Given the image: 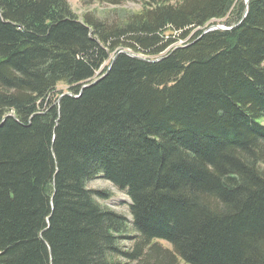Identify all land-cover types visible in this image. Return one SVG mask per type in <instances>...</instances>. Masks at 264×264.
Wrapping results in <instances>:
<instances>
[{"label":"trees","instance_id":"trees-1","mask_svg":"<svg viewBox=\"0 0 264 264\" xmlns=\"http://www.w3.org/2000/svg\"><path fill=\"white\" fill-rule=\"evenodd\" d=\"M244 11L175 0L113 26L0 0V264H264V0Z\"/></svg>","mask_w":264,"mask_h":264},{"label":"rangeland","instance_id":"rangeland-1","mask_svg":"<svg viewBox=\"0 0 264 264\" xmlns=\"http://www.w3.org/2000/svg\"><path fill=\"white\" fill-rule=\"evenodd\" d=\"M158 2H167L168 4H173L175 0H130L122 2L118 5L111 4L110 0H67L70 9L80 20L86 17L91 21H100L113 26L123 25L129 19V17L139 13L141 10L147 8L149 5H154ZM242 2L245 3L243 0ZM213 27H223L222 29H228V27H226L222 23ZM168 34L174 35L173 32H168L167 35ZM185 43H187L186 40L178 39L173 45L168 47L158 57H152L148 59L156 60L158 58L164 57L168 51L172 50L173 48L175 49L177 47H181ZM112 59V55H110L109 59L104 64V67H107ZM99 75H102V73H100ZM99 78H97L96 80H99ZM56 93L58 96L59 93L66 94L69 92L64 85L59 84L56 88ZM86 187L87 189L92 191L103 192L108 194L107 200L104 201L96 199V202L102 208L114 211L115 213L122 215L126 218L128 222L131 223V215L129 211L130 199L125 192L119 191L112 183L103 180L101 177L94 178L86 185ZM127 228L128 229L125 233L127 239H124L120 245L123 250H129L132 248L134 243L131 240H133L132 238H134L136 235L132 231L130 224L127 225ZM159 243L164 249L171 251V247L169 244L165 242Z\"/></svg>","mask_w":264,"mask_h":264},{"label":"water","instance_id":"water-1","mask_svg":"<svg viewBox=\"0 0 264 264\" xmlns=\"http://www.w3.org/2000/svg\"><path fill=\"white\" fill-rule=\"evenodd\" d=\"M247 4H248V1L244 3V6H245V14L247 13ZM245 14H244V16H245ZM217 29H218V27H213V28H212V30H217ZM123 53H124V52H123ZM118 54H119V53H118ZM128 56H131V57H132V55H128ZM115 57H116V56H115ZM115 57L111 60L110 66L112 65L113 61L115 60ZM155 61H158V60H155ZM110 66H109V67H110ZM108 69H109V68H108ZM102 77H103V76H102ZM102 77H101V78H102ZM101 78H99V79H101ZM96 81H97V80H95L92 84H94ZM65 95L68 96L69 94H68V93L63 94L62 96H60V98L63 97V96H65Z\"/></svg>","mask_w":264,"mask_h":264},{"label":"bare ground","instance_id":"bare-ground-1","mask_svg":"<svg viewBox=\"0 0 264 264\" xmlns=\"http://www.w3.org/2000/svg\"><path fill=\"white\" fill-rule=\"evenodd\" d=\"M244 2H247L248 0H243ZM245 14V11H244ZM213 26L209 27L204 33L212 31Z\"/></svg>","mask_w":264,"mask_h":264}]
</instances>
